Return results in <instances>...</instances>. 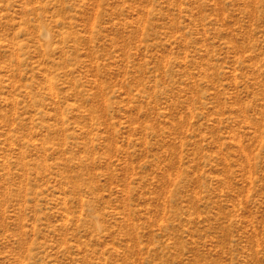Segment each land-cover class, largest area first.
Masks as SVG:
<instances>
[{
  "label": "rangeland",
  "instance_id": "rangeland-1",
  "mask_svg": "<svg viewBox=\"0 0 264 264\" xmlns=\"http://www.w3.org/2000/svg\"><path fill=\"white\" fill-rule=\"evenodd\" d=\"M0 264H264V0H0Z\"/></svg>",
  "mask_w": 264,
  "mask_h": 264
}]
</instances>
